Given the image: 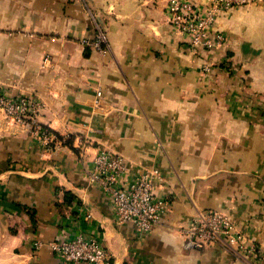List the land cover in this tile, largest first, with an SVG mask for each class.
Wrapping results in <instances>:
<instances>
[{"label": "crops", "instance_id": "1", "mask_svg": "<svg viewBox=\"0 0 264 264\" xmlns=\"http://www.w3.org/2000/svg\"><path fill=\"white\" fill-rule=\"evenodd\" d=\"M168 2L0 0V91L32 98L34 123L59 136L48 147L0 108V264H72L48 244L76 235L111 264H264V3L217 12L225 42L209 50ZM99 32L105 52L82 42ZM102 149L124 158L121 184L158 171L169 209L149 233L117 223L90 180ZM203 210L228 214L261 255L190 245Z\"/></svg>", "mask_w": 264, "mask_h": 264}, {"label": "built area", "instance_id": "2", "mask_svg": "<svg viewBox=\"0 0 264 264\" xmlns=\"http://www.w3.org/2000/svg\"><path fill=\"white\" fill-rule=\"evenodd\" d=\"M199 1H203L205 12L200 9ZM254 3H264V0H169L168 12L171 23L190 37L194 47L211 50L223 46L225 42L221 32H212L216 13ZM82 42L105 52L103 45L106 44V38L102 32L92 42L85 39ZM0 108L8 119L22 123L25 120L32 121L34 132L44 145L56 146L57 138L34 123L32 116L37 106L32 98L23 95L8 96L0 91ZM125 171L126 163L122 156L102 149L93 158L90 180L107 194L117 223H131L137 232L147 234L153 226L161 222L162 216L169 209L168 201L153 192L152 181L158 171L138 175L130 182L121 184ZM184 233L187 242L195 247L219 246L234 254H240L242 258L248 253L261 255L260 246L246 244L247 236L244 232L228 214L218 210L198 212L184 228ZM35 246H42V242H36ZM48 246L54 256L64 263L111 264L110 254L95 238H85L82 235L64 236L50 242Z\"/></svg>", "mask_w": 264, "mask_h": 264}, {"label": "trees", "instance_id": "3", "mask_svg": "<svg viewBox=\"0 0 264 264\" xmlns=\"http://www.w3.org/2000/svg\"><path fill=\"white\" fill-rule=\"evenodd\" d=\"M57 138H59V136H57ZM65 195H66V198H67L68 200H70L71 197H70V196L67 197V195H69L67 192H65Z\"/></svg>", "mask_w": 264, "mask_h": 264}]
</instances>
